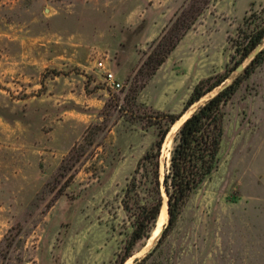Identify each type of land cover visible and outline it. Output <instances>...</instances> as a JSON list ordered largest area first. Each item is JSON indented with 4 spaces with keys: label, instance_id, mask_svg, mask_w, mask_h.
<instances>
[{
    "label": "rangeland",
    "instance_id": "1",
    "mask_svg": "<svg viewBox=\"0 0 264 264\" xmlns=\"http://www.w3.org/2000/svg\"><path fill=\"white\" fill-rule=\"evenodd\" d=\"M193 5L201 12L169 61L130 85L151 43ZM263 7L0 0V264H115L136 210L122 205L126 185L155 139L153 128L120 113L122 99L135 84L143 106L180 113L199 80L233 66V39ZM106 72L120 90L109 88ZM224 111L217 171L144 264H264V61ZM176 129L163 144L165 162ZM152 242L151 234L126 262L141 261Z\"/></svg>",
    "mask_w": 264,
    "mask_h": 264
},
{
    "label": "trees",
    "instance_id": "2",
    "mask_svg": "<svg viewBox=\"0 0 264 264\" xmlns=\"http://www.w3.org/2000/svg\"><path fill=\"white\" fill-rule=\"evenodd\" d=\"M193 5L188 13L176 15L170 20L161 35L155 39L144 54L140 67L137 68L133 82L147 83L157 70L167 61L179 42L190 31L201 9ZM245 26L238 30L233 39L235 59L233 66H226L224 71L199 80L192 88L180 113L155 110L145 107L137 101L134 89L124 96L120 113L131 122H140L144 130L153 128L155 139L138 160L133 175L128 181L122 199L124 209L131 212L132 232L115 264H125L134 254L135 246L148 240L155 228L156 221L166 195L168 205V224L164 228L155 248L141 261L144 264L161 244L166 234L177 223L178 217L191 195L213 175L220 164V150L224 136L225 106L230 102L239 85L247 79L254 69L264 61V49L256 59L247 66L235 81L225 90L210 97L183 121L176 130L169 150V160L160 162L163 144L176 121L208 93L230 78L232 70L244 57L264 39V7L258 15L244 18ZM110 103L117 106L118 99L112 97ZM168 164V166H167ZM142 194V195H141Z\"/></svg>",
    "mask_w": 264,
    "mask_h": 264
},
{
    "label": "water",
    "instance_id": "3",
    "mask_svg": "<svg viewBox=\"0 0 264 264\" xmlns=\"http://www.w3.org/2000/svg\"><path fill=\"white\" fill-rule=\"evenodd\" d=\"M264 49V44H262V42L258 45H256L245 57L244 59L232 70L231 72V78H229V80L226 82V83H222L221 85H219L218 87H216L212 92L208 93L207 95L211 94V97L217 95L218 93L222 92L223 90H225L226 88H228L234 81L235 79L240 75L242 74L245 69L247 68V66L249 64H251L255 59L256 57L262 52V50ZM206 95V96H207ZM189 112V111H188ZM190 115V114H189ZM189 115H184L182 118L178 119L176 121V123L172 126L173 127H176L177 126V129L179 128V126L183 123V121L189 116ZM176 129V130H177ZM170 133V132H169ZM168 133V134H169ZM168 136V135H167ZM167 138V137H166ZM169 160V153H168V157H167V161ZM160 162L163 166V163H165L164 159L162 158V154L160 156ZM168 166V164H167ZM165 198H166V195L164 193L163 195ZM168 205H167V201H166V223L168 224ZM160 214V212H159ZM159 216V215H158ZM163 231H164V228H161V231L160 233L158 234V236L155 238L154 240V247L153 249L155 248V246L157 245L160 237L162 236L163 234ZM152 249V250H153ZM151 250V251H152ZM151 253V252H150Z\"/></svg>",
    "mask_w": 264,
    "mask_h": 264
},
{
    "label": "bare ground",
    "instance_id": "4",
    "mask_svg": "<svg viewBox=\"0 0 264 264\" xmlns=\"http://www.w3.org/2000/svg\"><path fill=\"white\" fill-rule=\"evenodd\" d=\"M165 221H166V201H164L162 203V206H161V209H160V214H159V216L157 218L155 228H154V230L152 232V239H153V242L152 243H154V238H156L158 236V234L161 231V228H163L162 226L165 223ZM126 264H129V263L126 262Z\"/></svg>",
    "mask_w": 264,
    "mask_h": 264
},
{
    "label": "built area",
    "instance_id": "5",
    "mask_svg": "<svg viewBox=\"0 0 264 264\" xmlns=\"http://www.w3.org/2000/svg\"><path fill=\"white\" fill-rule=\"evenodd\" d=\"M105 82L112 90L118 91L122 88V85L117 81L112 72L105 73Z\"/></svg>",
    "mask_w": 264,
    "mask_h": 264
},
{
    "label": "crops",
    "instance_id": "6",
    "mask_svg": "<svg viewBox=\"0 0 264 264\" xmlns=\"http://www.w3.org/2000/svg\"><path fill=\"white\" fill-rule=\"evenodd\" d=\"M244 12H245V11H244ZM243 15H244V14H243ZM243 15H242V16H243ZM209 30H211V29L208 28L207 32H210ZM205 33H206V32H205ZM180 43H181V42H180ZM180 43H179V44H180ZM178 46H179V45H178ZM178 46H177V47H178ZM177 47H176V49H177ZM176 49H175L173 52H175ZM173 52H172V54H173ZM170 57H171V55L169 56V58H170ZM169 58L167 59L168 61H169ZM165 63H167V61H166ZM165 63H164V64H165ZM164 64H163V65H164ZM163 65H162V66H163Z\"/></svg>",
    "mask_w": 264,
    "mask_h": 264
}]
</instances>
